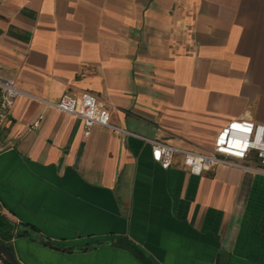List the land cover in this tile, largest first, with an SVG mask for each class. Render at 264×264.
<instances>
[{
    "label": "crops",
    "instance_id": "1",
    "mask_svg": "<svg viewBox=\"0 0 264 264\" xmlns=\"http://www.w3.org/2000/svg\"><path fill=\"white\" fill-rule=\"evenodd\" d=\"M0 76L23 93L0 126L20 264H264V175L163 167L145 140L207 153L228 120L264 124V0H0ZM65 91L118 129L27 96Z\"/></svg>",
    "mask_w": 264,
    "mask_h": 264
},
{
    "label": "built area",
    "instance_id": "2",
    "mask_svg": "<svg viewBox=\"0 0 264 264\" xmlns=\"http://www.w3.org/2000/svg\"><path fill=\"white\" fill-rule=\"evenodd\" d=\"M22 94L14 79L0 76V126L7 118L16 98ZM27 96L78 117L82 121L85 134H88L94 125L118 129L110 123L109 110L98 103L96 95L92 92L82 91L77 95L65 91L54 102ZM39 122L40 117L33 121L31 128H36ZM145 140L150 144L152 159L163 167H167L173 156L179 154L183 165L194 175L212 170L219 164L264 175V124L247 118L230 119L222 125L215 133L212 147L207 153L178 147L158 139Z\"/></svg>",
    "mask_w": 264,
    "mask_h": 264
},
{
    "label": "water",
    "instance_id": "3",
    "mask_svg": "<svg viewBox=\"0 0 264 264\" xmlns=\"http://www.w3.org/2000/svg\"><path fill=\"white\" fill-rule=\"evenodd\" d=\"M0 255L9 263V264H20L13 253L6 248L3 244L0 243Z\"/></svg>",
    "mask_w": 264,
    "mask_h": 264
},
{
    "label": "trees",
    "instance_id": "4",
    "mask_svg": "<svg viewBox=\"0 0 264 264\" xmlns=\"http://www.w3.org/2000/svg\"><path fill=\"white\" fill-rule=\"evenodd\" d=\"M28 230H24V229H20V230H17L16 231V235H28ZM1 244H3L6 248H8L10 250V248L5 244L3 243L2 241H0ZM11 251V250H10ZM0 259H2V261L4 262V264H9L1 255H0Z\"/></svg>",
    "mask_w": 264,
    "mask_h": 264
},
{
    "label": "snow or ice",
    "instance_id": "5",
    "mask_svg": "<svg viewBox=\"0 0 264 264\" xmlns=\"http://www.w3.org/2000/svg\"><path fill=\"white\" fill-rule=\"evenodd\" d=\"M158 155V154H157Z\"/></svg>",
    "mask_w": 264,
    "mask_h": 264
}]
</instances>
